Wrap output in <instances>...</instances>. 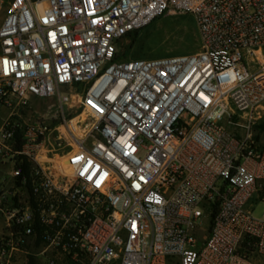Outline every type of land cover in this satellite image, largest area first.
<instances>
[{"label": "built area", "instance_id": "built-area-1", "mask_svg": "<svg viewBox=\"0 0 264 264\" xmlns=\"http://www.w3.org/2000/svg\"><path fill=\"white\" fill-rule=\"evenodd\" d=\"M263 119L264 0H0V264H264Z\"/></svg>", "mask_w": 264, "mask_h": 264}, {"label": "rangeland", "instance_id": "rangeland-1", "mask_svg": "<svg viewBox=\"0 0 264 264\" xmlns=\"http://www.w3.org/2000/svg\"><path fill=\"white\" fill-rule=\"evenodd\" d=\"M130 35L118 42V54L129 58L195 52L200 45L194 17L188 13L160 16ZM263 211L261 202L253 212L260 216Z\"/></svg>", "mask_w": 264, "mask_h": 264}, {"label": "crops", "instance_id": "crops-1", "mask_svg": "<svg viewBox=\"0 0 264 264\" xmlns=\"http://www.w3.org/2000/svg\"><path fill=\"white\" fill-rule=\"evenodd\" d=\"M0 171L3 173H8L10 171V168L6 165H0Z\"/></svg>", "mask_w": 264, "mask_h": 264}, {"label": "trees", "instance_id": "trees-1", "mask_svg": "<svg viewBox=\"0 0 264 264\" xmlns=\"http://www.w3.org/2000/svg\"><path fill=\"white\" fill-rule=\"evenodd\" d=\"M130 34H131V32L128 33V34H127L126 36H124V37H129V36H131ZM119 56H122V55H119ZM259 127H260L261 129L264 128V119L261 121Z\"/></svg>", "mask_w": 264, "mask_h": 264}]
</instances>
